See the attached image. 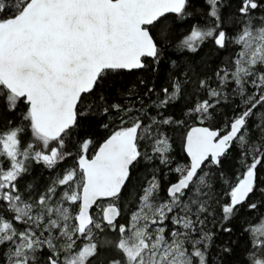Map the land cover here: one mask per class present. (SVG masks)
I'll use <instances>...</instances> for the list:
<instances>
[{"label":"snow or ice","instance_id":"1","mask_svg":"<svg viewBox=\"0 0 264 264\" xmlns=\"http://www.w3.org/2000/svg\"><path fill=\"white\" fill-rule=\"evenodd\" d=\"M0 264H264V0H0Z\"/></svg>","mask_w":264,"mask_h":264}]
</instances>
